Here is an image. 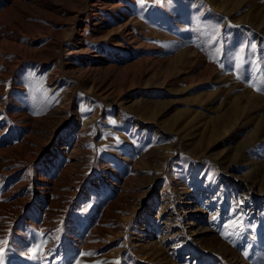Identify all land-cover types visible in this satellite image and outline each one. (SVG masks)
<instances>
[{
  "label": "rangeland",
  "instance_id": "374dc122",
  "mask_svg": "<svg viewBox=\"0 0 264 264\" xmlns=\"http://www.w3.org/2000/svg\"><path fill=\"white\" fill-rule=\"evenodd\" d=\"M0 255L264 264V0H0Z\"/></svg>",
  "mask_w": 264,
  "mask_h": 264
},
{
  "label": "snow or ice",
  "instance_id": "6c2138e0",
  "mask_svg": "<svg viewBox=\"0 0 264 264\" xmlns=\"http://www.w3.org/2000/svg\"><path fill=\"white\" fill-rule=\"evenodd\" d=\"M140 3L143 4L144 0H140ZM253 49L256 48V45H252L251 46ZM237 59H241L240 57H237ZM38 250H33V256L37 255ZM2 255H0V264H2Z\"/></svg>",
  "mask_w": 264,
  "mask_h": 264
},
{
  "label": "trees",
  "instance_id": "16d2710c",
  "mask_svg": "<svg viewBox=\"0 0 264 264\" xmlns=\"http://www.w3.org/2000/svg\"><path fill=\"white\" fill-rule=\"evenodd\" d=\"M207 162H208V160L205 159V158H200L199 160H197V163H199V164H204V163H207Z\"/></svg>",
  "mask_w": 264,
  "mask_h": 264
}]
</instances>
